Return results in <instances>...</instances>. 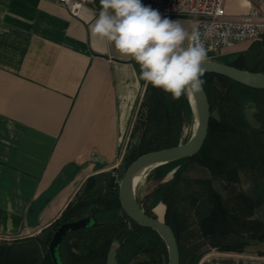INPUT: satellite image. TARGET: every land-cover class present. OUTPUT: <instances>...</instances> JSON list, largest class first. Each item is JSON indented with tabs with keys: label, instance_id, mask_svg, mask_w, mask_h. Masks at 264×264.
<instances>
[{
	"label": "crops",
	"instance_id": "crops-1",
	"mask_svg": "<svg viewBox=\"0 0 264 264\" xmlns=\"http://www.w3.org/2000/svg\"><path fill=\"white\" fill-rule=\"evenodd\" d=\"M252 5L223 0L232 17ZM99 11L100 0L78 16L52 0H0V239L39 234L88 177L117 168L125 151L146 82L132 58L92 35ZM253 43L213 60L230 65ZM198 264H264V254L216 250Z\"/></svg>",
	"mask_w": 264,
	"mask_h": 264
},
{
	"label": "trees",
	"instance_id": "trees-1",
	"mask_svg": "<svg viewBox=\"0 0 264 264\" xmlns=\"http://www.w3.org/2000/svg\"><path fill=\"white\" fill-rule=\"evenodd\" d=\"M230 65L264 73V37ZM204 79L210 119L200 151L153 168L157 183L137 200L153 218L151 210L158 203L164 204V214L160 207L156 212L175 235L180 264H198L205 255L204 246L219 252H242L254 240L264 241V223L248 221L264 206V90L216 74L205 73ZM247 110L253 124L246 117ZM192 125L186 95L173 100L170 94L146 83L122 167L126 169L143 154L186 142ZM190 162L206 169L209 177L184 176ZM121 178L119 167L88 177L75 199L39 234L0 243V264H52L48 243L53 232L60 224L83 217H93L96 225L64 237L59 247L63 264H107L113 243L117 244V264H167L168 252L161 237L123 213L118 199ZM241 178L249 183V190L239 193L235 197L238 203L232 205L213 187V181L231 185ZM250 224L256 227L251 234L246 230Z\"/></svg>",
	"mask_w": 264,
	"mask_h": 264
},
{
	"label": "clouds",
	"instance_id": "clouds-1",
	"mask_svg": "<svg viewBox=\"0 0 264 264\" xmlns=\"http://www.w3.org/2000/svg\"><path fill=\"white\" fill-rule=\"evenodd\" d=\"M91 33L132 58L139 78L173 100L203 91L209 57L199 28L189 31L142 0H100Z\"/></svg>",
	"mask_w": 264,
	"mask_h": 264
},
{
	"label": "water",
	"instance_id": "water-1",
	"mask_svg": "<svg viewBox=\"0 0 264 264\" xmlns=\"http://www.w3.org/2000/svg\"><path fill=\"white\" fill-rule=\"evenodd\" d=\"M204 67L206 69L205 73L223 76L247 87L264 90V73L262 72L242 70L214 60H209ZM186 97L191 108L193 122L197 123L195 133H192L190 138L184 143L139 156L125 169L118 186V199L123 213L134 223L154 230L161 237L168 252L167 264H180L179 249L175 235L172 229L164 222V219L160 221L157 217L153 218L145 214L138 204L135 194L131 191V183L134 175L146 166H154L155 168L172 161L194 156L200 151L207 136L210 119L207 96L204 89L202 92L193 95L194 108L190 103L189 97L187 95ZM95 225L96 221L93 217H83L60 224L53 232L48 243V252L52 264H63L59 254V247L68 233ZM115 248H110L107 264H117L114 258Z\"/></svg>",
	"mask_w": 264,
	"mask_h": 264
},
{
	"label": "built area",
	"instance_id": "built-area-1",
	"mask_svg": "<svg viewBox=\"0 0 264 264\" xmlns=\"http://www.w3.org/2000/svg\"><path fill=\"white\" fill-rule=\"evenodd\" d=\"M65 8L72 16L96 0H52ZM253 5L244 14L229 16L223 7V0H142L145 5L158 9L169 18H187L196 23L208 49L209 60L223 49L242 42H255L264 37V12L259 8L264 0H252ZM210 29V32L208 31Z\"/></svg>",
	"mask_w": 264,
	"mask_h": 264
},
{
	"label": "rangeland",
	"instance_id": "rangeland-1",
	"mask_svg": "<svg viewBox=\"0 0 264 264\" xmlns=\"http://www.w3.org/2000/svg\"><path fill=\"white\" fill-rule=\"evenodd\" d=\"M247 111H250V110H247ZM247 111H246V117H247L248 121L251 124H253L254 123L253 118L249 119ZM136 116H137V114H136ZM134 124H135V121L133 122V124L131 126V133L134 130V128H133ZM135 136H137V134ZM130 139H131V136L128 137V140L126 141V145ZM134 139H136V137ZM122 157H123V155H122ZM122 157L120 158L119 164L117 167H119V172H121L122 176H123V173L125 171V167H122V165H121L122 164ZM184 176H186L190 179H203V178H208L209 173L206 169L198 166L196 163L190 162L186 165V171L184 172ZM169 178H171V174L168 175L166 179H169ZM156 183H157V180L155 179V176H154V173L152 172V170L147 172L146 175L143 177L141 183L138 185V187L135 190L136 200H141L146 195H148L152 191V189L155 187ZM118 186H119V184H118ZM213 187L216 191H218L221 195H223V197L227 200V202H229V204L232 205V204H235L237 202V199H235V197L239 193L247 192L249 190V183L245 182L244 178H241V180L239 182L233 183L231 185L221 184L217 181H213ZM78 192H79V190L76 192V194L74 195L72 200L75 199V196L77 195ZM160 204H162V203H160ZM162 205H163L164 210H165L164 204H162ZM155 207H157V206H155ZM155 207L151 210L152 214L155 217H157L159 220H162V217L160 215H158V214L156 215L154 213ZM248 221H254V222L260 221V222L264 223V206L257 208L254 212V215L252 217H250ZM250 225H252V226H249L246 230H248L247 233L251 234V233H254L253 229L256 227H254L255 224H250ZM25 238H27V237L17 238V239H0V243H11L14 241H20V240L25 239ZM113 246L116 247L117 244L113 243L111 248H113ZM202 250H206L205 254H207L208 252L216 251L215 249H209L205 246L202 248ZM244 250L252 251L254 254H264V241L258 242L256 240H254V244L250 245L249 247L247 246Z\"/></svg>",
	"mask_w": 264,
	"mask_h": 264
},
{
	"label": "bare ground",
	"instance_id": "bare-ground-1",
	"mask_svg": "<svg viewBox=\"0 0 264 264\" xmlns=\"http://www.w3.org/2000/svg\"><path fill=\"white\" fill-rule=\"evenodd\" d=\"M190 99V103L192 104V107L194 108V100H193V96H188ZM248 117L249 119L252 118V113L251 111H247ZM197 128V123L193 122L192 125V133L194 134ZM154 168V166H146L142 169H140L133 177L132 179V183H131V191L133 194H135V190L138 187V185L141 183L143 177L146 175L147 172L151 171ZM161 221V220H160ZM115 246H113L114 248Z\"/></svg>",
	"mask_w": 264,
	"mask_h": 264
}]
</instances>
